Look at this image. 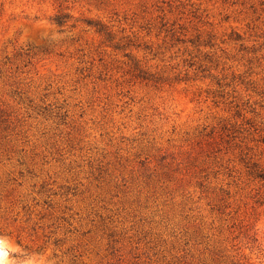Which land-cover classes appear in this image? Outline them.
I'll list each match as a JSON object with an SVG mask.
<instances>
[{"label":"rangeland","instance_id":"obj_1","mask_svg":"<svg viewBox=\"0 0 264 264\" xmlns=\"http://www.w3.org/2000/svg\"><path fill=\"white\" fill-rule=\"evenodd\" d=\"M7 264H264V0H0Z\"/></svg>","mask_w":264,"mask_h":264},{"label":"clouds","instance_id":"obj_2","mask_svg":"<svg viewBox=\"0 0 264 264\" xmlns=\"http://www.w3.org/2000/svg\"><path fill=\"white\" fill-rule=\"evenodd\" d=\"M5 245L0 244V249H3ZM7 253L0 251V264H7V261L4 259L6 257Z\"/></svg>","mask_w":264,"mask_h":264}]
</instances>
